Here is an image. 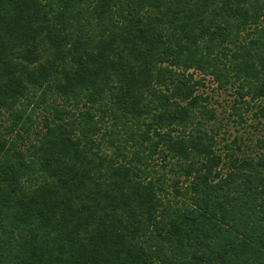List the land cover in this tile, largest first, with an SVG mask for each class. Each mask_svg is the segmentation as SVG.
<instances>
[{
	"label": "trees",
	"instance_id": "1",
	"mask_svg": "<svg viewBox=\"0 0 264 264\" xmlns=\"http://www.w3.org/2000/svg\"><path fill=\"white\" fill-rule=\"evenodd\" d=\"M205 81L264 118V0H0V264H264Z\"/></svg>",
	"mask_w": 264,
	"mask_h": 264
},
{
	"label": "rangeland",
	"instance_id": "2",
	"mask_svg": "<svg viewBox=\"0 0 264 264\" xmlns=\"http://www.w3.org/2000/svg\"><path fill=\"white\" fill-rule=\"evenodd\" d=\"M199 91L208 94L210 105L216 109V119L213 124L218 131L216 137L220 148L224 143L238 138L241 147L239 153H252L253 143L260 135L261 124L264 121V118L254 116L261 102L254 103L247 111L241 108L239 117L231 108L233 92L228 89H217L210 81H205V85L201 86Z\"/></svg>",
	"mask_w": 264,
	"mask_h": 264
}]
</instances>
